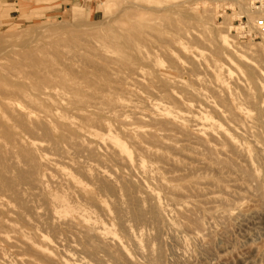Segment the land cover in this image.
Here are the masks:
<instances>
[{"label": "rangeland", "instance_id": "rangeland-1", "mask_svg": "<svg viewBox=\"0 0 264 264\" xmlns=\"http://www.w3.org/2000/svg\"><path fill=\"white\" fill-rule=\"evenodd\" d=\"M257 18L264 22V9L257 12L248 2L240 0H0V65H3L0 66V252L3 253H0V264H41V258L47 260L43 259L42 264H149L145 256L148 249L162 257V264H264V29L255 34L249 28ZM224 39L226 43H223ZM7 51L10 53H5ZM17 53L22 58H18ZM19 65L24 67L25 72L21 68L27 77L23 73L20 75ZM98 65L104 68L98 69ZM115 70L121 72V76ZM29 71L35 73L34 76L28 74ZM116 79L124 81L117 83ZM8 80L10 83L6 82ZM59 82L61 85L57 84ZM161 85L167 87L166 91ZM69 86L72 95L76 94V88L80 95L72 96L68 92ZM143 91H146V97ZM91 94L94 99L98 95V100L92 99L93 96L90 98ZM136 95L140 97L136 99L138 102L142 98L143 105L130 101L135 100ZM95 103L97 106L94 107ZM134 103L138 104L135 106ZM177 106L182 110L177 111ZM20 110L31 114L30 118H25ZM56 121L59 124H55ZM166 123L168 133L164 127ZM103 128L105 130H101ZM199 139L206 142L200 143ZM198 142L200 144H196ZM153 144L155 146L151 147ZM158 144L159 148L156 147ZM111 148L121 155H116ZM242 170H245V176ZM251 171L255 177H250ZM28 173L34 179L32 182L22 178ZM89 176L95 177L94 185ZM34 185L42 187L36 196H32ZM121 193L125 198H129L130 193L136 195L144 202L140 201L144 208L141 207L148 213L155 204L153 209L158 210L159 217L161 215L160 233L149 216V220L143 221L144 225L131 217L128 199ZM114 209H117L116 213ZM14 210L19 215L14 216L11 212ZM37 213H42L43 219L38 218ZM146 221H151L150 228ZM119 223L123 225L119 227ZM193 225L198 226H195L197 229ZM145 239L149 241L146 245ZM135 241L144 250V255L139 253ZM22 249L30 250L34 258ZM162 251L165 254L162 255ZM36 253L40 254V259Z\"/></svg>", "mask_w": 264, "mask_h": 264}, {"label": "bare ground", "instance_id": "bare-ground-1", "mask_svg": "<svg viewBox=\"0 0 264 264\" xmlns=\"http://www.w3.org/2000/svg\"><path fill=\"white\" fill-rule=\"evenodd\" d=\"M134 8H135V7H134ZM141 9H142V8H141ZM143 9H144V8H143ZM104 22H105V21H104ZM153 23H154V22H153ZM167 23H168V22H167ZM53 26H54V25H53ZM66 26H67V25H66ZM147 26H148V25H147ZM151 26H153V25H151ZM170 26H171V25H170ZM72 27H73V26H72ZM155 27H156V26H155ZM160 27H161V26H160ZM176 27H177V26H176ZM79 28H80V27H79ZM172 31H173V30H172ZM132 34H134V33H132ZM175 34H176V33H175ZM134 35H135V34H134ZM138 36H139V35H136V37H138ZM126 37H128V36H126ZM139 37H140V36H139ZM214 37H216V36H214ZM128 38H129V37H128ZM143 38H144V37H143ZM143 38H141V39H143ZM155 38H156V36H155ZM35 39H36V38H35ZM39 39H40V38H39ZM82 39H83V38H82ZM141 39H140V40H141ZM216 39H217V38H216ZM216 39H215V40H216ZM226 39H227V38H226ZM226 39L223 40V43H226V42H227ZM129 40H131V39H129ZM129 40H128V41H129ZM136 40H137V39H136ZM217 40H218V39H217ZM84 41H85V39H84ZM138 41H139V40H137V42H138ZM142 41H143V43H144V39H143ZM146 41H147V40H146ZM87 42H88V40H87ZM129 42H130V41H129ZM140 42H141V41H140ZM218 42H219V41H218ZM90 43H91V41H90ZM141 43H142V42H141ZM219 43H220V42H219ZM51 44H52V43H51ZM127 44H128V42H127ZM90 45H91V44H90ZM220 45H221V44H220ZM224 45H225V44H224ZM132 46H133V45H132ZM16 47H18V46L16 45ZM93 47H94V46H93ZM96 48H97V47H96ZM15 49H16V48H15ZM17 49H18V48H17ZM17 49H16V50H17ZM7 50H8V49H7ZM9 50H10V49H9ZM23 50H24V49H23ZM258 51H259V50H258ZM8 52H9V51H7V52H5V53H8ZM25 52H26V50H25ZM28 52L30 53L31 51H28ZM161 52H162V51H161ZM9 53H10V52H9ZM135 53H136V52H135ZM2 54H4V53H2ZM20 54H21V53H20ZM25 54L27 55V52H26ZM31 54H32V53H31ZM142 54H144V53L142 52ZM0 55H1V52H0ZM16 55H17L18 58H20V57L22 58V55H18V53H17ZM139 55H140V54H139ZM144 55H145V54H144ZM99 56H100V55H99ZM140 57H141V56H140ZM168 57H169V56H168ZM32 58H33V57H32ZM32 58H30V59H32ZM79 58H80V57L78 56V59H79ZM84 58H85V57H84ZM74 59H75V58H74ZM76 59H77V58H76ZM78 59H77V61H79ZM86 59H88V58H86ZM86 59H85V60H86ZM141 59H142V58H141ZM27 60L29 61V59H27ZM32 60H33V59H32ZM42 60H43V59H42ZM72 60H73V58H72ZM106 60H107V59H106ZM110 60H111V59H110ZM145 60H147L146 57H145ZM30 61H31V60H30ZM30 61H29V62H30ZM35 61H36V60H35ZM45 61H46V60H45ZM83 61H84V60H83ZM89 61H90V60H89ZM91 61H93V60H91ZM115 61H116V60H115ZM142 61H143V59H142ZM150 61H151V60H150ZM171 61H174V60H171ZM7 62H8V61H7ZM29 62H28V63H29ZM31 62H32V61H31ZM33 62H34V61H33ZM33 62H32V63H33ZM46 62H47V61H46ZM38 63H39V62H38ZM48 63H49V62H48ZM50 63H52V62H50ZM121 63H122V62H121ZM152 63H153V62H152ZM154 63H155V62H154ZM174 63H175V61H174ZM17 64H19V63H17ZM39 64H40V63H39ZM63 64H64V63H63ZM90 64H92V63L90 62ZM112 64H113V63H112ZM138 64H139V63H138ZM148 64H150V67H151V62H150V63L148 62ZM155 64H156V63H155ZM10 65H11V63H10ZM15 65H16V63H15ZM29 65H30V64H29ZM139 65H140V64H139ZM0 66H3V65H0ZM17 66H18V65H16V67H17ZM38 66H39V65H38ZM64 66H65V65H64ZM96 66H97V65H96ZM120 66H121V65H120ZM120 66H119V67H120ZM152 66H153V64H152ZM177 66H179V65L177 64ZM4 67H6V66H4ZM10 67H11V66H10ZM19 67H20V65H19ZM21 67H22L23 70H24V67H23L22 65H21ZM21 67H20V68H21ZM99 67H101V66L98 65V69H99ZM150 67H149V68H150ZM155 67H156V65H155ZM22 68L19 69V70L22 71ZM55 68H56V66H55ZM102 68H104V67H101V69H102ZM151 68H152V67H151ZM179 68H180V67H179ZM6 69H7V67H6ZM56 69H57V68H56ZM121 69H122V68H121ZM124 69L127 70L126 68H124ZM154 69H155V68H154ZM4 70H5V68H4ZM14 70H15V69H14ZM59 70L61 71V69H59ZM130 70H131V69H129L128 71H130ZM6 71H9V70L7 69ZM21 71L19 72L20 75H21V73H23V71H22V72H21ZM30 71H31V70H30ZM30 71H29V73H28V72H27V73L30 74V75L33 74V76H34L35 73H32V72H30ZM60 71H59V72H60ZM107 71H108V70H107ZM112 71H113V70H112ZM115 71H117V70H115ZM123 71H124V70H123ZM153 71H154V70H153ZM158 71H159V68H158ZM10 72H11V71H10ZM10 72H9V73H10ZM24 72H25V70H24ZM99 72H101V70H100ZM117 72H118V71H117ZM117 72H116V73H117ZM126 72H127V71H126ZM131 72H133V70H132ZM248 72H249V71H248ZM53 73H54V72H53ZM120 73H121V72H120ZM120 73L118 72L117 74L120 75ZM14 74H16V73H14ZM17 74H18V73H17ZM37 74H38V73H36V75H37ZM39 74H40V73H39ZM121 74H122V73H121ZM129 74L131 75L132 73H129ZM133 74L135 75L134 72H133ZM158 74H159V73H158ZM163 74H164V73H163ZM1 75H2V74H0V76H1ZM11 75L13 76L12 73H11ZM18 75H19V74H18ZM20 75H19V76H20ZM24 75L27 77V75L23 73V76H24ZM138 75H139V74H138ZM150 75H151V74H150ZM251 75H252V73H251ZM14 76H15V75H14ZM16 76H17V75H16ZM16 76H15V77H16ZM19 76H17V77H19ZM25 76H24V77H25ZM56 76H57V75H56ZM120 76H121V75H120ZM123 76H124V74H123ZM136 76H137V73H136ZM140 76H141V74H140ZM165 76H166V75H165ZM252 76H253V75H252ZM24 77H23V78H24ZM41 77H42V76H41ZM126 77H127V76H126ZM154 77H155V76H154ZM1 78L3 79L4 76L1 77ZM21 78H22V77H21ZM37 78H40V76L38 75ZM130 78H131V77H130ZM130 78H129V79H130ZM159 78H160V76H159ZM123 79L126 80L125 76H124ZM123 79H121V81H124ZM137 79H139L138 76H137ZM140 79H143V78L141 77ZM177 79H178V78H177ZM6 80H7V79H6ZM26 80H27V79H26ZM46 80H47V79H46ZM179 80H180V79H179ZM4 81H5V80H4ZM59 81H60V80H59ZM64 81H65V80H64ZM88 81H89V80H88ZM116 81H117V79H116ZM118 81H119V80H118ZM118 81H117V83L121 82V81H119V82H118ZM131 81H132V79H131ZM143 81H144V80H143ZM147 81H149L148 78H147ZM152 81H153V80H152ZM182 81H183V80H182ZM6 82H9V83H10L9 80L6 81ZM38 82H39V81H38ZM72 82H73V81H72ZM114 82H115V81H114ZM137 82H138V81H137ZM172 82H173V81H172ZM9 83H8V84H9ZM12 83H13V82H12ZM31 83H32V82H31ZM35 83H36L35 85L38 84L36 81H35ZM93 83H94V82H93ZM96 83H97V82H96ZM129 83H130V82H129ZM140 83H141V82H140ZM140 83H139V84H140ZM148 83H149V82H148ZM153 83H154V82H153ZM156 83H158V82H156ZM176 83H177V82H176ZM15 84H17V83H15ZM57 84L61 85L60 82L57 83ZM65 84H67V83H65ZM75 84H77V83H75ZM97 84H99V83H97ZM134 84H135V82H134ZM143 84H144V83H143ZM151 84H152V83H151ZM10 85H12V84H10ZM13 85H14V84H13ZM63 85H64V84H63ZM63 85H62V86H63ZM68 85H69V84H68ZM79 85H80V84H79ZM99 85H100V84H99ZM152 85H153V84H152ZM157 85H160V83L157 84ZM157 85H156V86H157ZM163 85H164V84H163ZM20 86H21V84H20ZM37 86H39V85H37ZM76 86H77V85H76ZM100 86H102V85H100ZM139 86H140V85H139ZM145 86H146V85H145ZM153 86L155 87V85H153ZM161 86H162V85H161ZM164 86H165V85H164ZM181 86H182V85H181ZM23 87H24V86H23ZM39 87H40V86H39ZM71 87H72V86H71ZM90 87H91V86H90ZM105 87H106V86H105ZM135 87H136V86H135ZM158 87H159V86H158ZM177 87H178V86H177ZM52 88H53V87H52ZM56 88H57V87H56ZM66 88H67V87H66ZM68 88H69V90H68V92H69V91L71 90V89H70V86H69ZM72 88H73V87H72ZM117 88H118V87H117ZM162 88H163V91H164L165 88H167V87H163V86H162ZM171 88H172V87H171ZM23 89H24V88H23ZM62 89H63V88H62ZM74 89H75V88H74ZM93 89H94V88H93ZM95 89H96V88H95ZM107 89H109V88H107ZM114 89H115V88H114ZM118 89H119V88H118ZM118 89H116V90H118ZM148 89H149V88H148ZM159 89H161V87H160ZM48 90H49V89H48ZM51 90H52V89H51ZM53 90H54V89H53ZM55 90H56V89H55ZM63 90H64V89H63ZM63 90H61V91H63ZM97 90H98V89H97ZM109 90H110V89H109ZM137 90H138V89H137ZM154 90H155V88H154ZM174 90H175V89H174ZM65 91H66V89H65ZM72 91H73V89H72ZM78 91H79V90H78ZM107 91H108V90H107ZM110 91H111V90H110ZM110 91H108V92H110ZM112 91H113V90H112ZM118 91H120V90H118ZM126 91H127V90H126ZM139 91H140V90H139ZM155 91L157 92V89H156ZM161 91H162V90H161ZM165 91H166V90H165ZM169 91H170V90H169ZM180 91H181V90H180ZM180 91H179V92H180ZM194 91H195V90H193L192 93H193ZM214 91H215V90H214ZM63 92H64V91H63ZM74 92H76V94L73 93V95H78V93H77V88H76V91L74 90ZM84 92H85V91H84ZM84 92H81V91H80V93H84ZM114 92H115V91H114ZM147 92H148V91H147ZM149 92H151V91H149ZM158 92H159V90H158ZM158 92H157V93H158ZM167 92H168V91H167ZM190 92H191V91H190ZM222 92H223V90H222ZM257 92H258V91H257ZM260 92H261V91H260ZM104 93H105V92H104ZM124 93H125V92H124ZM143 93H144V95H145V97H146V94H145L146 91H145V92L143 91L142 94H143ZM165 93H166V92H165ZM182 93H183V92H182ZM185 93L188 94L187 91H186ZM214 93H215V92H214ZM224 93H225V92H223V94H224ZM261 93H262V92H261ZM58 94H59V93H58ZM70 94H71V91H70ZM88 94H90V93H88ZM105 94H106V95H109L108 93H105ZM125 94H126V93H125ZM127 94H129V96L131 95L130 93H127ZM153 94H155V93L153 92ZM201 94H202V93H201ZM21 95H22V94H21ZM42 95H46V94H42ZM42 95H41V96H42ZM71 95H72V94H71ZM73 95H72V96H73ZM79 95H80V94H79ZM79 95H78V96H79ZM85 95H86V94H85ZM162 95H163V94H162ZM179 95H180V94H179ZM182 95H183V94H182ZM182 95H181V96H182ZM189 95H190V94H189ZM189 95H188V96H189ZM257 95H258V94H257ZM5 96H6V95H5ZM41 96H39V97H41ZM78 96H77V97H78ZM86 96H87V95H86ZM88 96H89V95H88ZM88 96H87V97H88ZM91 96H93V95L91 94V95H90V98H92ZM110 96L113 97L112 93H111ZM171 96H172V95H171ZM190 96H192V95H190ZM199 96H200V95H199ZM211 96H212V95H211ZM213 96H214V95H213ZM220 96H221V95H220ZM220 96H219V97H220ZM226 96H228V95H226ZM245 96H246V93H245ZM245 96H244V98H247V97H248V95H247V97H245ZM7 97H8V95H7ZM36 97H37V96H36ZM77 97H76V98H77ZM100 97H101V96H100ZM172 97H173V96H172ZM192 97H193V96H192ZM263 97H264V96H263ZM81 98H82V97H81ZM116 98L118 99V97H116ZM134 98H135V97H134ZM134 98H133V99H134ZM137 98H138V97H137V95H136L135 100H131V99H130V101H131V102H132V101H137V102H138V100H136ZM139 98H140V97H139ZM139 98H138V99H139ZM149 98H150V97H149ZM153 98H154V97H153ZM153 98H152V100H154ZM157 98H158V97H157ZM157 98H156V99H157ZM164 98H166V97H164ZM182 98H183V97H182ZM195 98H196V97H195ZM227 98H228V97H227ZM258 98H259V97H258ZM258 98H257V99H258ZM85 99H86V98H85ZM85 99H84V101H86ZM87 99H88V98H87ZM92 99H94V96H93ZM95 99L98 100V95H97V98H95ZM95 99H94V100H95ZM99 99H100V98H99ZM101 99H102V98H101ZM103 99H104V98H103ZM119 99H120V98H119ZM159 99H160V98H159ZM168 99H169V98H168ZM185 99H186V98H185ZM196 99H197V98H196ZM228 99H229V98H228ZM260 99H261V98H260ZM21 100H22V99H21ZM43 100H44V99H43ZM57 100H58V99H57ZM82 100H83V99H82ZM89 100H90V102H91V99H89ZM89 100H87V101H89ZM97 100H96V101H97ZM120 100H122V99H120ZM123 100H125V98H124ZM126 100H127V99H126ZM126 100H125V102H126ZM140 100H142V98H141ZM140 100H139L138 103L141 102ZM160 100H161V99H160ZM163 100H165V99H162V101H163ZM177 100H178V99H177ZM197 100H198V99H197ZM205 100H206V99H205ZM210 100H212V99H210ZM210 100H209V101H210ZM214 100H215V98H214ZM218 100H220V98H218ZM221 100H222V99H221ZM221 100H220L219 102H222ZM246 100L248 101V98H247ZM250 100H251V99H250ZM100 101H102V100H100ZM106 101H107V100H106ZM143 101H145V100H143ZM157 101H159V100H157ZM165 101H167V100H165ZM189 101H190V100H189ZM199 101H200V100H199ZM216 101H217V100H216ZM223 101H224V100H223ZM237 101H238V100H237ZM260 101H261V103H262V99H261ZM90 102H89V103H90ZM114 102H116V101H114ZM159 102H160V101H159ZM168 102H169V101H168ZM170 102H171V101H170ZM172 102H173V101H172ZM185 102H186V101H185ZM191 102L193 103V101H191ZM206 102H207V101H206ZM258 102H259V101H258ZM85 103H87V102H85ZM89 103H88V104H89ZM93 103H94V102H93ZM103 103H104V102H103ZM138 103H134V105H135V104H138ZM142 103H143V102H141V104H142ZM164 103H165V102H164ZM177 103H178V102H177ZM189 103H190V102H189ZM195 103H198V102H195ZM202 103H205V102L202 101ZM248 103H249V102H248ZM248 103L246 104L247 106H249ZM259 103H260V102H259ZM261 103H260V105H261ZM90 104H91V103H90ZM99 104H100V103H99ZM99 104H98V105H99ZM101 104H102V102H101ZM104 104H105V103H104ZM104 104H103V105H104ZM107 104H108V103H107ZM168 104H169V103H168ZM178 104H179V103H178ZM218 104H219V103H218ZM224 104H225V103H224ZM224 104H223V108H224ZM227 104H228V103H227ZM95 105H96V103L94 104V107H95ZM139 105H140V104H139ZM142 105H143V104H142ZM203 105H204V104H203ZM207 105H208V104H207ZM228 105L231 106L230 104H228ZM251 105H252V104H251ZM260 105H259V106H260ZM3 106H4V105H3ZM3 106H2V107H3ZM47 106H48V105H47ZM51 106H52V105H51ZM91 106L93 107L92 104H91ZM96 106H97V105H96ZM99 106H100V105H99ZM99 106H98V108H99ZM101 106H102V105H101ZM104 106H105V105H104ZM107 106H108V105H107ZM109 106H110V104H109ZM119 106H120V105H119ZM119 106H118V107H119ZM135 106H136V105H135ZM137 106H138V105H137ZM196 106H197V105H196ZM205 106H206V105H205ZM220 106H221V105H220ZM220 106H219V107H220ZM259 106H258V109H259ZM105 107H106V106H105ZM118 107H117V108H118ZM143 107H144V106H143ZM143 107H142V108H143ZM170 107H171V106H170ZM197 107H199V105H198ZM252 107H253V105H252ZM260 107H261V106H260ZM85 108H86V107H85ZM96 108H97V107H96ZM98 108H97V109H98ZM110 108H111V107H110ZM112 108H114V103H113V102H112ZM117 108H116V109H117ZM123 108H124V107H123ZM129 108H130V107H129ZM142 108H141V109H142ZM199 108H200V107H199ZM207 108H208V107H207ZM223 108H221V109H223ZM229 108H231V107H229ZM94 109H95V108H94ZM100 109L102 110V108H100ZM100 109H99V110H100ZM105 109H106V108H105ZM114 109H115V108H114ZM124 109H125V108H124ZM137 109H139V108H137ZM146 109H147V108H146ZM174 109H175V108H174ZM177 109L179 110V109H181V108H179V107L177 106L176 110H177ZM200 109H201V108H200ZM224 109H225V108H224ZM258 109H257V110H258ZM107 110H108V109H107ZM134 110H135V109H134ZM149 110H150V109H149ZM178 110H177V111H178ZM181 110H182V109H181ZM184 110H185V109H184ZM186 110H187V109H186ZM198 110H199V109H198ZM230 110H231L232 112H235L233 109H230ZM104 111H105V110H104ZM111 111H112V110H111ZM153 111H154V110H153ZM179 111H180V110H179ZM20 112L22 113V115H23L25 118H30V116H31V114L24 113V112L21 111V110H20ZM257 112H258V111H257ZM261 112H262V111H261ZM7 113H9V111H8ZM30 113H31V112H30ZM107 113H108V111H107ZM107 113H106V114H107ZM124 113H125V112H124ZM124 113H123V114H124ZM193 113H194V112H193ZM193 113H192V114H193ZM202 113H205V112H202ZM9 114H10V113H9ZM187 114H188V113H187ZM189 114H190V113H189ZM194 114H197V113L195 112ZM194 114H193V115H194ZM228 114H229V113H228ZM118 115H119V113H118ZM124 115H125V114H124ZM235 115H236V113H235ZM263 115H264V114H263ZM263 115H262V116H263ZM138 116H139V115H138ZM194 116H195V115H194ZM231 116H232V115H231ZM233 116H234V115H233ZM257 116H259V115H257ZM16 117H17V116H16ZM132 117H133V116H132ZM140 117H141V115H140ZM219 117H220V116H219ZM238 117H239V116H238ZM19 118H20V117H19ZM72 118H73V117H72ZM79 118H80V117H79ZM142 118H143V117H142ZM230 118H231V117H230ZM232 118H233V117H232ZM232 118H231V121H232V122H236V121H235L236 119L233 121ZM68 119H69V117H68ZM73 119H74V118H73ZM111 119H112V118H111ZM134 119H135V117H134ZM138 119H140V118H138ZM215 119H216V117H215ZM240 119H241V118H240ZM20 120H21V119H20ZM79 120H80V119H79ZM82 120H83V118H82ZM182 120H183V118H182ZM189 120H190V119H189ZM217 120H218V119H217ZM237 120H238V118H237ZM86 121H87V119H86ZM86 121H84V122H86ZM88 121H89V120H88ZM98 121H99V120H98ZM139 121H140V120H139ZM142 121H144V120H142ZM157 121H158V120H157ZM160 121H162V120H160ZM240 121H242V119H241ZM261 121H262V119H261ZM56 122H57V121H56ZM92 122H94V121H92ZM154 122H156V121H154ZM165 122H166V121H165ZM189 122H192V121H189ZM243 122H244V121H243ZM54 123H55V122H54ZM118 123H119V122H118ZM138 123H139V122H138ZM168 123H169V122H168ZM185 123H186V122H185ZM192 123H193V122H192ZM192 123H191V124H192ZM257 123H258V122H257ZM55 124H59V123L57 122V123H55ZM92 124H95V123H92ZM121 124H122V123H121ZM133 124H134V123H133ZM147 124H148V123H147ZM150 124L153 125L154 123H150ZM170 124H171V123H170ZM187 124H188V123H187ZM193 124H194V123H193ZM195 124H196V123H195ZM195 124H194V125H195ZM224 124H225V122H224ZM239 124H240V123H239ZM63 125H64V124H63ZM100 125H101V123H100ZM118 125H119V124H118ZM135 125H136V124H135ZM139 125H140V124H139ZM141 125H143V122H142ZM155 125H158L157 122H156ZM160 125H161V124H160ZM162 125H163V124H162ZM162 125H161V126H162ZM171 125H172V127H173V124H171ZM196 125L199 126V125H201V124H196ZM243 125H244V124H243ZM245 125H246V124H245ZM58 126H59V125H58ZM84 126H85V125H84ZM96 126H97V125H96ZM166 126H168L167 123H166V125L164 124V127H166ZM174 126H175V125H174ZM192 126H193V125H192ZM201 126H202V125H201ZM201 126H200V127H201ZM205 126H206V125H205ZM205 126H204V127H205ZM226 126L228 127V125H226ZM236 126H238V125H236ZM256 126H257V125H256ZM88 127H89V126H88ZM93 127H94V126H93ZM98 127H99V126H98ZM101 127H102V126H100V128H101ZM162 127H163V126H162ZM168 127H169V126H168ZM177 127L179 128V126H177ZM195 127H196V126H195ZM210 127H211V126H210ZM216 127H217V126H216ZM239 127H241V126H239ZM246 127H247V126H246ZM246 127H245V129H246ZM61 128H62V127H61ZM61 128H60V129H61ZM94 128H95V127H94ZM175 128H176V126L174 127V130H176ZM191 128H192V127H191ZM91 129H92V126H91ZM180 129H181V128H180ZM230 129H231V128H230ZM240 129H241V128H240ZM253 129H254V128H253ZM62 130H63V129H62ZM95 130H96V129H95ZM101 130H105V129L103 128V129H101ZM118 130H119V129H118ZM166 130H167V133H168L169 128L166 127ZM166 130H164V132H165ZM171 130H172V129H170V131H171ZM182 130H183V129H182ZM241 130H242V132H243V129H241ZM255 130H257V129H255ZM180 131H181V130H180ZM183 131H184V130H183ZM202 131H203V130H202ZM232 131H233V130H232ZM239 131H240V130H239ZM249 131H250V130H249ZM76 132H77V131H76ZM106 132H107V131H106ZM119 132H120V131H119ZM205 132H206V131H205ZM221 132H222V131H221ZM221 132H220V133H221ZM233 132H234V131H233ZM257 132H258V131H257ZM77 133H78V132H77ZM104 133H105V132H104ZM178 133H179V132H178ZM262 133H263V132H262ZM2 134H3V133H2ZM78 134H79V133H78ZM140 134H141V133H140ZM140 134H139V137L142 138V135L140 136ZM180 134L182 135V133H180ZM205 134H206V133H205ZM247 134H248V133H247ZM256 134H258V133H256ZM40 135H41V134H40ZM70 135H72V133H70ZM150 135H151V134H150ZM152 135H153V133H152ZM190 135H191V134H190ZM207 135H208V136H211V135H209V134H207ZM220 135H221V134H220ZM235 135H236V134H235ZM239 135H242V134H239ZM42 136L44 137V135H41V137H42ZM143 136H144V135H143ZM154 136H155V135H154ZM221 136H222L223 138L225 137L224 135H221ZM259 136H260V137H263L262 134H261V135L259 134ZM83 137H84V135H83ZM129 137H130V136H129ZM149 137H150V136H149ZM168 137H169L168 139L170 140V136H168ZM182 137H183V135H182ZM184 137H185V136H184ZM184 137H183V138H184ZM186 137H187V136H186ZM194 137H196V136H194ZM194 137H193V139L195 140ZM212 137H213V135H212ZM222 137H221V138H222ZM240 137H241V136H240ZM251 137H252V135H251ZM68 138H69V137H68ZM68 138H67V139H68ZM86 138H87V137H86ZM165 138H167V136H165ZM171 138H172V137H171ZM199 138H200V137H199ZM223 138H222V139H223ZM237 138H238V137H237ZM256 138H257V137H256ZM263 138H264V137H263ZM110 139H111V138H110ZM110 139H109V140H110ZM156 139H157V137H156ZM184 139H185V138H184ZM189 139H190V138H189ZM193 139H192V140H193ZM196 139H197V141H198V138H196ZM258 139H259V137H258ZM261 139H262V138H260V140H261ZM143 140H145V138H143ZM185 140H188V138L185 139ZM190 140H191V139H190ZM192 140H191V141H192ZM199 140H200V139H199ZM201 140H202V139H201ZM201 140H200V141H201ZM216 140H218V139H216ZM223 140L226 141L225 139H223ZM93 141H94V139H93ZM93 141H92V142H93ZM104 141H105V140H104ZM107 141H108V140H107ZM130 141H132V140H130ZM148 141H150V140H147L146 142H148ZM183 141H184V140H183ZM200 141H199V142H200ZM212 141H214V140H211V142H212ZM48 142H49V141H48ZM95 142H96V141H95ZM95 142H94V143H95ZM115 142H116V141H115ZM132 142H133V141H132ZM155 142H156V141H155ZM184 142H186V141H184ZM188 142H189V141H188ZM199 142L196 143V144L203 143L202 141H201L200 143H199ZM205 142H206V141H205ZM205 142H204V143H205ZM214 142H215V141H214ZM226 142H228V141H226ZM260 142H261V144L264 143V141H263V143H262V141H260ZM68 143H69V142H68ZM81 143H82V142H81ZM96 143H97V142H96ZM104 143H105V142H104ZM157 143H158V142H157ZM189 143H190V142H189ZM204 143H203V144H204ZM250 143H251V142H250ZM18 144H19V143H18ZM72 144H74V143H72ZM75 144H76V143H75ZM107 144H108V143H107ZM107 144H106V145H107ZM151 144H152V143H151ZM159 144H160V141H159ZM159 144H158V145H159ZM161 144H164V143L161 142ZM190 144H192V142H191ZM194 144H195V143H194ZM194 144H193V145H194ZM196 144H195V145H196ZM19 145H20V144H19ZM104 145H105V144H104ZM108 145H109V144H108ZM108 145H107L106 147H108ZM134 145H136V144H134ZM134 145H133V146H134ZM148 145H149V143H148ZM206 145H207V144H206ZM206 145H205V146H206ZM228 145H229V143H227V146H228ZM230 145H231V144H230ZM232 145H233V144H232ZM232 145H231V146H232ZM52 146H53V145H52ZM94 146H95V145H94ZM137 146H139V145H137ZM152 146H155V145L153 144V145H151V147H152ZM166 146H167V145H166ZM200 146H202V145H200ZM205 146H204V147H205ZM231 146H230V147H231ZM253 146H254V145H253ZM258 146H259V145H258ZM263 146H264V145H263ZM37 147H38V146H37ZM102 147H103V146H102ZM139 147H140V146H139ZM139 147H138V148H139ZM156 147L159 148L160 145H159V146H156ZM156 147H155V148H156ZM162 147H163V146H162ZM167 147H168V146H167ZM180 147H181V146H180ZM204 147H203V148H204ZM18 148H19V147H18ZM96 148H97V146H96ZM108 148H110V147H108ZM170 148H171V147H170ZM186 148H187V147H186ZM255 148H256V147H255ZM44 149H45V148H44ZM72 149H73V148H72ZM111 149H112V148H111ZM111 149H109V150H111ZM123 149H124V148H123ZM139 149L141 150V148H139ZM184 149H185V148H184ZM262 149H263V148H262ZM39 150H42V148H41V149L39 148ZM112 150L114 151V149H112ZM137 150H138V149H137ZM185 150H186V149H185ZM209 150H211V149L209 148ZM234 150H235V148H234ZM237 150H238V149H237ZM257 150H258V149H257ZM259 150H260V149H259ZM51 151H52V150H51ZM65 151H66V150H65ZM92 151H93V150H92ZM113 151H112V152H113ZM126 151H127V150H126ZM205 151H207V149H206ZM241 151H242V150H241ZM262 151H263V150H262ZM262 151H261V152H262ZM53 152H54V151H53ZM87 152H88V151H87ZM98 152H99V151H98ZM104 152H105V149H104ZM112 152H111V153H112ZM114 152L116 153L117 151H114ZM143 152H144V150H143ZM214 152H215V151H214ZM235 152L237 153V151H235ZM101 153H102V152H101ZM101 153H99V154L101 155ZM115 153H114V155H115ZM209 153H212V152L210 151ZM219 153H221V152L219 151ZM53 154H54V153H53ZM75 154H76V153H75ZM90 154H92V153H90ZM212 154H213V153H212ZM238 154H239V153H238ZM258 154H259V153H258ZM260 154L262 155V153H260ZM56 155H57V154H56ZM64 155H65V154H64ZM77 155H78V154H77ZM103 155H104V153H103ZM116 155H118V154L116 153ZM119 155H121V153H119ZM119 155H118V156H119ZM131 155H132V154H131ZM242 155H243V154H242ZM11 156H12V155H11ZM68 156H69V155H68ZM87 156H88V155H87ZM104 156H106V155H104ZM108 156H109V155H108ZM122 156H123V155H122ZM152 156H155V155H152ZM152 156H151V157H152ZM245 156H246V155H245ZM106 157H107V156H106ZM109 157H110V156H109ZM112 157H113V156H112ZM115 157H116V156H115ZM161 157H162V156H161ZM45 158H46V157H45ZM55 158H57V157L55 156ZM113 158H114V157H113ZM113 158L111 159L112 161H113ZM124 158H125V157H124ZM124 158H123V159H124ZM166 158H167V157H166ZM47 159H48V158H47ZM58 159H60V158H58ZM74 159H75V158H74ZM108 159H109V158H107V160H108ZM117 159L119 160V162H121V161H120V159H121L120 157H118ZM117 159H116V160H117ZM161 159H162V158H161ZM167 159H168V158H167ZM86 160H87V158H86ZM86 160H85V161H86ZM116 160H115V162H116ZM125 160H126V159H125ZM165 160H166V159H165ZM85 161H84V162H85ZM95 161H96V160H95ZM108 161H109V160H108ZM195 161H196V160H195ZM54 162H55V163H59L58 160H55ZM84 162H83V163H84ZM113 162H114V161H113ZM126 162H128V161L126 160ZM126 162H125V164L127 165ZM135 162H136V161H135ZM166 162H167V160H166ZM48 163H49V162H48ZM72 163H73V162H72ZM89 163H90V162H89ZM22 164H23V163H22ZM42 164H43V163H42ZM52 164H53V163H52ZM105 164H107V163H105ZM105 164H104V165H105ZM122 164H123V162H122ZM129 164H130V163H129ZM172 164H173V163H172ZM13 165H15V164H13ZM72 165H73V164H72ZM117 165H118V164H117ZM117 165H116V166H117ZM168 165H170L169 162H168ZM227 165H228V164H227ZM229 165H230V164H229ZM107 166H109V165H107ZM113 166H114V165H113ZM129 166H131V165H129ZM129 166H127L128 169H129ZM171 166L174 167V165H171ZM13 167H14V166H13ZM43 167H44V164H43ZM47 167H48V166H46V168H47ZM65 167H66V165H65ZM90 167H91V166H90ZM124 167H125V169H126V166H124ZM176 167H177V165H176ZM247 167H248V166H247ZM15 168H16V167H15ZM75 168H76V167H75ZM78 168H79V166H78ZM108 168H110V166H109ZM248 168H249V167H248ZM250 168H251V167H250ZM16 169H17V168H16ZM44 169H45V168H44ZM67 169H68V168H67ZM76 169H77V168H76ZM111 169H112V168H111ZM161 169H162V168H161ZM163 169H164V168H163ZM45 170H46V169H45ZM112 170H113V169H112ZM112 170H111V171H112ZM137 170H138V169H137ZM17 171H19V169H18ZM20 171H22V170H20ZM26 171H30V170H26ZM47 171H48V170H47ZM51 171H52L53 173H55L53 170H51ZM121 171H122V170H121ZM129 171H130V170H129ZM242 171H243V170H242ZM244 171H245V170H244ZM244 171H243L242 173H243V175L245 176ZM22 172H23V171H22ZM48 172H49V171H48ZM48 172H47V173H48ZM62 172L65 173L64 170H62ZM70 172H72V171H70ZM114 172H115V171H113V173H114ZM19 173H20V172H19ZM23 173H24V172H23ZM30 173H31V172H30ZM30 173H28L29 175H24L23 177H22V176H21V177L24 178V179H26L28 182H32L34 179L29 177V176H30ZM32 173H33V172H32ZM77 173H78V172H77ZM85 173H86V172H85ZM133 173H134V172H133ZM133 173H132V174H133ZM138 173H139V172H138ZM24 174H25V173H24ZM34 174H35V173H34ZM80 174H81V173H80ZM114 174H116V173H114ZM117 174H118V173H117ZM117 174H116V175H117ZM20 175H21V174H20ZM55 175H56V173H55ZM111 175H112V174H111ZM134 175H135V174H134ZM153 175H155V174H153ZM248 175H249V174H248ZM251 175H252V177L254 176V175L252 174V171H251L250 177H251ZM31 176H32V175H31ZM46 176H47V175H46ZM57 176H58V175H57ZM59 176H60V175H59ZM92 176H93V175H92ZM92 176H91V177H92ZM135 176H136V175H135ZM135 176H134V177H135ZM246 176H247V172H246ZM60 177H61V176H60ZM60 177H59V178H60ZM91 177L89 176V178H91ZM142 177H143V176H142ZM248 177H249V176H248ZM250 177H249V178H250ZM254 177H255V176H254ZM48 178H49V176H48ZM81 178H82V177H81ZM119 178H121L120 175H119ZM143 178H144V177H143ZM149 178H150V177H149ZM155 178H156V175H155ZM2 179H3V178H2ZM32 179H33V180H32ZM42 179H43V178H42ZM92 179H93V177H92ZM100 179H101V178H100ZM144 179H145V178H144ZM157 179H158V178H157ZM157 179H156V180H157ZM160 179H161V177H160ZM255 179H256V178H255ZM4 180H5V179H3V181H4ZM20 180H22V179H20ZM49 180H50V179H49ZM82 180H83V179H82ZM96 180H97V179H96ZM118 180H119V179H118ZM130 180H132V179H130ZM146 180H147V179H146ZM250 180H252V179H250ZM91 181H92V180H91ZM94 181H95V177H94V179H93V181H92V182H93V183H92L93 185H94ZM127 181H128V180H127ZM255 181H256V180H255ZM28 182H27V183H28ZM52 182H53V181H52ZM117 182H118V181H117ZM140 182H141V181H140ZM158 182L161 183V182L159 181V179H158ZM0 183H1V182H0ZM4 183H6V182H4ZM45 183H46V182H45ZM88 183H90V182H88ZM121 183H122V182H121ZM124 183H125V182H124ZM126 183H127V182H126ZM128 183H129V182H128ZM128 183H127V184H128ZM132 183H133V182H132ZM95 184H97V183L95 182ZM102 184H103V183H102ZM102 184H101V185H102ZM130 184H131V183H130ZM130 184H129V185H130ZM139 184H140V183H139ZM153 184H154V183H153ZM156 184H157V183H156ZM5 185H6V184H5ZM12 185H13V184H12ZM28 185H29V184H28ZM47 185H48V184H47ZM89 185H90V184H89ZM93 185H92V187L95 188V186H93ZM97 185H98V184H97ZM119 185H120V184H119ZM135 185H136V184H135ZM135 185H134V186H135ZM146 185H147V184H146ZM159 185H160V184H159ZM56 186H57V185H56ZM56 186H55V187H56ZM103 186H104V185H103ZM112 186H113V185H112ZM132 186H133V185H132ZM134 186H133V188H134ZM136 186H137V185H136ZM50 187H51V185H50ZM58 187H60V184L58 185ZM63 187H64V186H63ZM129 187H130V186H129ZM147 187H148V185H147ZM60 188H61V187H60ZM102 188H104V187H102ZM110 188H112V187H111V184H110ZM110 188H106V190L108 189V191H109V190H111ZM118 188H119V187H118ZM120 188L122 189V187H120ZM120 188H119V189H120ZM124 188H125V186H124ZM127 188H128V187H127ZM139 188H140V187H139ZM159 188H161V187H159ZM22 189H23V188H22ZM30 189L32 190V188H30ZM41 189H42L41 186H39V185H34V186H33L32 196H36V193H37V192H40ZM53 189H54V186H53ZM62 189H63V188H62ZM137 189H138V188H137ZM149 189H150V187H149ZM165 189H167V188H165ZM4 190H5V189H4ZM57 190H59V188H57ZM115 190H116V189H115ZM115 190H114V191H115ZM122 190H123V189H122ZM124 190H126V189H124ZM128 190H129V189H128ZM128 190H127V191H128ZM140 190H141V189H140ZM156 190H157V189H156ZM11 191H13V190H11ZM21 191H22V190H21ZM51 191H52V189H51ZM53 191H54V190H53ZM66 191H67V190H66ZM103 191H104V190H103ZM112 191H113V190H112ZM112 191H111V192H112ZM129 191H130V190H129ZM142 191H143V190H142ZM142 191H141V194H142ZM154 191H155V190H154ZM164 191H165V190H164ZM6 192H7V191H6ZM59 192H60V194L64 193V192H62V191H58V193H59ZM101 192H102V191H101ZM111 192H110V193H111ZM122 192H123V191H122ZM143 192H144V191H143ZM166 192H167V190L165 191V193H166ZM170 192H171V190H170ZM4 193H5V192H4ZM4 193H3V194H4ZM20 193H21V192H20ZM106 193H107V192H106ZM108 193H109V192H108ZM115 193H116V192H115ZM133 193L136 194V192H133ZM146 193H147V192H146ZM0 194H1V193H0ZM8 194H9V191H8ZM103 194H104V193H103ZM113 194H114V193H113ZM121 194L123 195V193H121ZM141 194H140V195H141ZM143 194H144L143 196H145V192H144ZM148 194H149V193H148ZM15 195H16V194H15ZM23 195H25V194H23ZM23 195H22V196H23ZM30 195H31V194H30ZM30 195H28V197H29ZM52 195H53V194H52ZM62 195H64V197H65L66 194H62ZM100 195H101V194H100ZM125 195H126V193H125ZM138 195H139V194H138ZM154 195H155V194H153V196H154ZM169 195H172V194H169ZM16 196H17V195H16ZM32 196H31V197H32ZM39 196H40V195H39ZM66 196H67V195H66ZM79 196H80V195H79ZM101 196H102V195H101ZM110 196H111V194H110ZM112 196H113V195H112ZM112 196H111V199H112ZM116 196H117V194H116ZM123 196H124V195H123ZM133 196H134V194H133ZM133 196H132V194L130 193L129 198H127L128 196L126 197V198L128 199V202H127V200H126V202L128 203V204H127V205H128V208H129L130 211L132 212V216H131V217H133L134 220H135L137 223H139V222H142V223H143V221L145 222V220H146L147 217L149 216L148 218H150V220L152 221V224L154 225V227H156V228L161 227V226L159 225V223H161V222L159 221V220H161V219H159V218L161 217V215H160V217H159V216H158V213H157L158 210L156 211V210L153 209V207H154L155 204L152 205V207H151L152 209L149 208V209H151V211L148 213L147 211L143 210L144 207H143V205L140 204V203L142 202V200L139 199V198H138V199H139V200H138L137 197H136V195H135L134 197H133ZM153 196H152V197H153ZM26 197H27V195H26ZM117 197H118V196H117ZM120 197H121V196H120ZM135 197H136V198H135ZM145 197H146V196H145ZM154 197H155V196H154ZM113 198H114V197H113ZM123 198H125V196H124ZM126 198H125V199H126ZM140 198H141V197H140ZM11 199H12V198L10 197V201L13 200V199H12V200H11ZM18 199H19V198H18ZM35 199H36V198H35ZM146 199H148V196L146 197ZM146 199H144V200L146 201ZM153 199H154V198H153ZM41 200H42V199H41ZM70 200H71V199H70ZM83 200H84V199H83ZM100 200H101V199H100ZM103 200H104V198H103ZM115 200H117V198H115ZM115 200H114V201H115ZM119 200H120V199H119ZM154 200H155V199H154ZM170 200H171V199H170ZM42 201H43V200H42ZM73 201H74V200H73ZM87 201H88V200H87ZM104 201H105V200H104ZM109 201H110V200H109ZM117 201H118V200H117ZM140 201H141V202H140ZM149 201H150V200H149ZM155 201H156V200H155ZM32 202H33V201H32ZM34 202H37V200L34 201ZM89 202H90V201H89ZM95 202H96V201H95ZM146 202H148V201H146ZM171 202H172V201H171ZM74 203H76V201H75ZM115 203H117V202H115ZM118 203H119V201H118ZM142 203H144V202H142ZM172 203H173V202H172ZM15 204H16V203H15ZM17 204H18V203H17ZM26 204H27V203H26ZM78 204H79V203H78ZM86 204H87V203H86ZM93 204H94V202H93ZM109 204H111V203H109ZM94 205H96V204H94ZM115 205H116V204H115ZM117 205H118V204H117ZM146 205H148V204L146 203ZM167 205H169V204H167ZM18 206H19V205H18ZM24 206H25V205H24ZM24 206H23V207H24ZM27 206H28V205H27ZM96 206H98V204H97ZM119 206H121V205H119ZM141 206H142L143 208H142ZM157 206H158V205H157ZM171 206H172V204H171ZM171 206H170V207H171ZM25 207H26V206H25ZM36 207H37V206H36ZM38 207H39V206H38ZM52 207H53V206H52ZM56 207H57V206H56ZM67 207H70V206L67 205ZM93 207H94V206H93ZM145 207H146V206H145ZM17 208H18V207H17ZM20 208H21V207H20ZM30 208H31V207H30ZM82 208H83V207H82ZM117 208H118V207H117ZM147 208H148V207H147ZM31 209H32V208H31ZM35 209H36V208H35ZM97 209H98V208H97ZM110 209H111V208H110ZM157 209H158V208H157ZM169 209H170V208H169ZM28 210H29V209H28ZM100 210H101V209L99 208V211H100ZM111 210H112V209H111ZM119 210H120V209H119ZM119 210H118V211H119ZM121 210H122V209H121ZM127 210H128V209H127ZM161 210H162V209H161ZM185 210H187V209H185ZM9 211H10V210H9ZM19 211H20V210H19ZM59 211H60V210H59ZM99 211H98V212H99ZM113 211H115V209H114ZM116 211H117V209H116ZM116 211H115L114 213H116ZM125 211H126V209H125ZM11 212H12V214H15L14 216L19 215L18 212L15 211V210H14V211H11ZM100 212H102V215H103V216H101V217H103V219H104L105 217H104L103 211H100ZM100 212H99V213H100ZM122 212H124V211H122ZM131 212H130V213H131ZM162 212H163V211H162ZM190 212H191V211H190ZM30 213H31V212H30ZM32 213H33V211H32ZM127 213H128V212H127ZM179 213H180V211H179ZM187 213H189V212L187 211ZM34 214H35V213H34ZM108 214H109V213H108ZM170 214H172V213H170ZM258 214H259V212H258ZM100 215H101V213H100ZM130 215H131V214H130ZM179 215H181V214H179ZM36 216H37L38 218H42L44 215H43L42 213H37ZM85 216H86V215H85ZM17 217H18V216H17ZM19 217H20V216H19ZM32 217H33V216H32ZM49 217H50V216H49ZM75 217H76V216H75ZM115 217H116V216H115ZM116 218H117V217H116ZM116 218H115V219H116ZM118 218H119V217H118ZM118 218H117V219H118ZM172 218H174V217H172ZM27 219H29V218H27ZM42 219H43V218H42ZM45 219H46V218H45ZM49 219H50V218H49ZM55 219H56V218H55ZM82 219H84V218H82ZM82 219L80 218V220H82ZM86 219H87V218H86ZM95 219H96V218H95ZM106 219H107V217H106ZM126 219H127V218H126ZM169 219H170V218H169ZM13 220H16V219H13ZM17 220H18V219H17ZM17 220H16V222H17ZM89 220H90V219H89ZM92 220H93V219H92ZM104 220H105V219H104ZM104 220H103V221H104ZM119 220H120V219H119ZM122 220H123V219H122ZM122 220H121V222H122ZM131 220H132V218H131ZM147 220H149V219H147ZM19 221H21V220H19ZM46 221H47V220H46ZM54 221H55V220H54ZM61 221H62V220H61ZM128 221H129V220H128ZM132 221H133V220H132ZM151 221H146V222H149V225H150V224H151V223H150ZM91 222H92V221H91ZM94 222H95V221H94ZM98 222H99V221H98ZM106 222H107V221H106ZM106 222H105V223H106ZM174 222H175V221H174ZM22 223H23V222H22ZM26 223H27V221H26ZM69 223H71V222L69 221ZM117 223H118V222H117ZM122 223H123V222H122ZM127 223H128V222H127ZM167 223H168V222H167ZM6 224H8V223H6ZM11 224H12V223H11ZM62 224H63V223H62ZM81 224H82V221H81ZM91 224H92V223H91ZM93 224L96 225V224H98V223H93ZM93 224H92V225H93ZM102 224H103V223H102ZM106 224H107V223H106ZM123 224H124V223H123ZM123 224H122V225H123ZM139 224H140V223H139ZM144 224H145V223H143V225H144ZM181 224H182V223H181ZM1 225H2V224H1ZM12 225H13V224H12ZM27 225H28V224H27ZM38 225H39V224H38ZM41 225H42V224H41ZM67 225H68V224H67ZM69 225H70V224H69ZM108 225H109V223H108ZM120 225H121V223H119V227H120ZM122 225H121V226H122ZM125 225H126V223H125ZM143 225H142V226H143ZM146 225H147V224H146ZM2 226H3V225H2ZM29 226H30V225H29ZM49 226H53V225L50 224ZM109 226H110V225H109ZM109 226H108V227H109ZM193 226L195 227L196 225H193ZM8 227H9V226H8ZM8 227H7V228H8ZM22 227H23V226H22ZM26 227H27V226H26ZM43 227H44V226H43ZM71 227H74V226H71ZM77 227H78V226H77ZM89 227H91V226L89 225ZM100 227H101V226H100ZM150 227H151V225L149 226V228H150ZM154 227H153V228H154ZM168 227H169V226H168ZM187 227H188V226H187ZM196 227H198V226H196ZM196 227H195V228H196ZM16 228H17V227H16ZM23 228H25V227H23ZM30 228L33 229V227H30ZM30 228H28V229H30ZM74 228H75V227H74ZM121 228H122V227H121ZM123 228H124V226H123ZM140 228H141V227H140ZM189 228H190V227H189ZM199 228H200V227H199ZM0 229H1V228H0ZM53 229H54V228H53ZM75 229H76V228H75ZM92 229H94V227H93ZM100 229H101V228H100ZM125 229H127V231L129 232V228H128L127 226H125ZM125 229H124V231H125ZM160 229H161V228H160ZM196 229H197V228H196ZM9 230H10V229H9ZM34 230H35V229H34ZM34 230H32V231L34 232ZM36 230H37V229H36ZM50 230H51V229H50ZM81 230H82V229H81ZM85 230H86V229H85ZM90 230H91V229H90ZM90 230H87V231H90ZM94 230H95V229H94ZM94 230H93V233H94ZM142 230H143V229H142ZM149 230H151V229H149ZM167 230H168V229H167ZM184 230H185V229H184ZM53 231H54V230H53ZM59 231H60V230H59ZM69 231H70V230H69ZM91 231H92V230H91ZM97 231H99V230H96V232H97ZM121 231H123V230H121ZM135 231H136V230H135ZM156 231H157V230H156ZM156 231H155V232H156ZM159 231H160V230H159V228H158V232H157V233H160ZM176 231H177V230H176ZM20 232H21V231H20ZM36 232H38V230H37ZM36 232H35V233H36ZM42 232H43V231H42ZM62 232H63V230L61 231L60 234H62ZM81 232H82V231H81ZM110 232H111V230H110ZM177 232H178V231H177ZM53 233H54V232H53ZM68 233H69V232H68ZM71 233H73V232H71ZM83 233H85V232H83ZM93 233H91V234H93ZM123 233L125 234V232H123ZM129 233H130V232H129ZM187 233H188V232H187ZM193 233H195V232H193ZM1 234H3V233H1ZM55 234H56V232H55ZM74 234H75V233H74ZM85 234H86V233H85ZM89 234H90V233H89ZM116 234H117V233H116ZM145 234H146V233H145ZM56 235H58V232H57ZM75 235H76V234H75ZM75 235H74V236H75ZM157 235H158V234H157ZM160 235H161V234H160ZM160 235H159V236H160ZM192 235H193V234H192ZM22 236H23V235H22ZM22 236H21V237H22ZM30 236H31V235H30ZM39 236H40V235H39ZM59 236H60V235H59ZM61 236H62V235H61ZM70 236H71V234H70ZM99 236H100V235H99ZM126 236H127V232H126ZM155 236H156V235H155ZM164 236H165V234H164ZM21 237H20V238H21ZM31 237H32V236H31ZM43 237H44V235H43ZM128 237H129V236H128ZM128 237H127V238H128ZM145 237H147V236L145 235ZM151 237H152V238H155V237H153V236H151ZM156 237H157V236H156ZM58 238H60V237H58ZM62 238H63V237H62ZM67 238H68V237H67ZM127 238H126V239H127ZM130 238H131V237H130ZM138 238H139V237H138ZM152 238H151V239H152ZM161 238H162V236H161ZM23 239H24V238H23ZM45 239H46V237H45ZM45 239H44V240H45ZM77 239H78V238H77ZM100 239H101V238H100ZM132 239H133V237H132ZM146 239H147V238H146ZM146 239H145V240H146ZM159 239H160V238H159ZM14 240H15V239H14ZM16 240H17V239H16ZM52 240H53V239H52ZM62 240H63V239H62ZM75 240H76V238H75ZM133 240H134V239H133ZM145 240H143V241H144V244L146 245V242H147L148 240H146V241H145ZM149 240H150V239H149ZM33 241H34V240H33ZM36 241H37V240H36ZM36 241H35V242H36ZM47 241H48V240H47ZM79 241H80V240H79ZM94 241H95V240H94ZM151 241H152V240H150V243H151ZM153 241H154V240H153ZM155 241H156V240H155ZM155 241H154V243H156ZM158 241H159V240H158ZM18 242H19V241H18ZM37 242H38V241H37ZM37 242H36V244H37ZM39 242H40V240H39ZM58 242H60V240H58ZM71 242H72V241H71ZM102 242H103V241H102ZM116 242H117V241H116ZM148 242H149V241H148ZM2 243H3V242H2ZM45 243H46V241H45ZM63 243H65V242H63ZM73 243H74V242H73ZM73 243H72V244H73ZM77 243H78V242H77ZM133 243H134V242H133ZM152 243H153V242H152ZM3 244H4V243H3ZM20 244H21V242H20ZM53 244H55V242H54ZM53 244H52V245H53ZM61 244H62V241H61ZM78 244H79V243H78ZM81 244H82V242H81ZM92 244L95 246L94 243H92ZM158 244H160V243L157 242V245H158ZM5 245H6V244H5ZM13 245L15 246V244H12V246H13ZM85 245H87V244H85ZM130 245H131V243H130ZM132 245H133V244H132ZM134 245L138 248L139 253L142 254V255H144V254H143V251H144V250H143L142 247L139 245V243L135 241ZM150 245H151V244H150ZM152 245H153V244H152ZM152 245H151V246H152ZM16 246H17V245H16ZM16 246H15V247H16ZM44 246H46V245H44ZM54 246H55V245H54ZM82 246H83V245H82ZM89 246H90V245H89ZM118 246H119V245H118ZM147 246H148V245H147ZM15 247H14V250H16ZM61 247H62V246H61ZM65 247H66V246H65ZM83 247H84V246H83ZM83 247H80V246H79V248H82L81 250L84 249ZM91 247H92V246H91ZM148 247H150V246H148ZM156 247H157V246H156ZM19 248H21V247L19 246ZM39 248H40V247H39ZM49 248H50V247H49ZM62 248H63V247H62ZM70 248H71V246H70ZM119 248H120V247H119ZM159 248H160V247H159ZM159 248H158V249H159ZM10 249H11V248H10ZM99 249H100V248H99ZM120 249H121V248H120ZM147 249H148V248H147ZM151 249H152V248H151ZM22 250H24V249H22ZM22 250H21V251H22ZM75 250H76V249H75ZM87 250H88V249H87ZM87 250H86V251H87ZM90 250H91V249H90ZM96 250H97V249H96ZM102 250H103V249H102ZM148 250H149V251H147V252H149V253H147V255H145V256H147V259H148V261L150 262L149 264H162V262H161V258H162V257H160L159 255H158V256H155L154 253L150 252V249H148ZM159 250H160V249H159ZM159 250H158V251H159ZM17 251H18V250H17ZM19 251H20V250H19ZM19 251H18V252H19ZM24 251H25L26 254H27L30 250H29L28 252H27L26 250H24ZM24 251H23V252H24ZM68 251H69V250H68ZM77 251H78V249L76 250V252H77ZM83 251H84V250H83ZM110 251H111V250H110ZM160 251H161V250H160ZM18 252H16V253L18 254ZM96 252H97V251H96ZM99 252H100V251H99ZM156 252H157V251H156ZM162 252H163L162 255L165 254L164 251H162ZM0 253L3 254L2 252H0ZM69 253H70V252H69ZM83 253H85V252H83ZM92 253H94V252H92ZM101 253H102V252H101ZM20 254H21V253H20ZM22 254H23V253H22ZM26 254H25V255H26ZM28 254H32V252H29ZM81 254H82V251H81ZM87 254H88V253H87ZM97 254H98V252H97ZM112 254H113V252H112ZM156 254H157V253H156ZM159 254H160V253H159ZM33 255H34V254H32V257H33ZM36 255H37V253H36ZM39 255H40V254L37 255V256H38L37 259L39 258ZM82 255H84V254H82ZM91 255H92V254H91ZM93 255H94V254H93ZM98 255H99V254H98ZM1 256L3 257V255H1ZM16 256H17V255H16ZM27 256H29V255H27ZM85 256H86V255H85ZM87 256H89V255H87ZM87 256H86V257H87ZM102 256H105V254L102 255ZM106 256H107V255H106ZM115 256H116V254H115ZM115 256H114V258H115ZM164 256H165V255H164ZM8 257H9V256H8ZM19 257H20V256H19ZM29 257H30V256H29ZM32 257H30V258H32ZM35 257H36V256H35ZM45 257H46V256H45ZM91 257H92V256H91ZM98 257H99V256H98ZM123 257L125 258V256H123ZM123 257H122V259H123ZM126 257H127V256H126ZM137 257H138V256H137ZM33 258H34V257H33ZM40 258H41V257H40ZM40 258H39V259H40ZM59 258H60V257H59ZM59 258H58V259H59ZM95 258H97V257H95ZM106 258H107V257H106ZM37 259H36V260H37ZM41 259L43 260L44 258H41ZM87 259H88V258H87ZM91 259H94V258L92 257ZM91 259H90V260H91ZM100 259H103V258L100 257ZM129 259H130V258H129ZM3 260H4V259H2V261H3ZM42 260H41V261H42ZM44 260H46V259H44ZM90 260H89V261H90ZM98 260H99V259H98ZM98 260H97V261H98ZM109 260H111V259L109 258ZM123 260H124V259H123ZM126 260H127V258H126ZM126 260H125V261H126ZM135 260H136V259H135ZM15 261H16V260H15ZM37 261L39 262V260H37ZM41 261H40V263L42 264ZM46 261H47V260H46ZM54 261H55V260H54ZM92 261H93V260H92ZM97 261H96V262H97ZM120 261H121V260H120ZM129 261L131 262V260H129ZM3 262H4V261H3ZM5 262H7V261H5ZM10 262L12 263V261H10ZM13 262H14V260H13ZM43 262H44V261H43ZM48 262H49V261H48ZM50 262H51V261H50ZM55 262H56V261H55ZM66 262H67V261H66ZM72 262H73V261H72ZM94 262H95V260H94ZM98 262H99V261H98ZM15 263H17V261H16ZM20 263H21V262H20ZM26 263H27V262H26ZM26 263L24 262V264H26ZM45 263H46V262H45ZM45 263H43V264H45ZM109 263H110V261H109ZM111 263H112V262H111ZM7 264H8V263H7ZM29 264H31V263H29ZM47 264H48V263H47ZM55 264H57V262H56ZM58 264H59V263H58ZM67 264H69V263L67 262ZM79 264H81V263H79ZM96 264H97V263H96ZM114 264H118V263L115 262ZM121 264H123V262H122ZM126 264H128V262H127ZM147 264H148V263H147Z\"/></svg>", "mask_w": 264, "mask_h": 264}, {"label": "built area", "instance_id": "built-area-1", "mask_svg": "<svg viewBox=\"0 0 264 264\" xmlns=\"http://www.w3.org/2000/svg\"><path fill=\"white\" fill-rule=\"evenodd\" d=\"M248 4L252 7L253 10L260 12L261 9H264V0H240ZM243 18V15L240 16V19ZM251 28V33L257 34L259 31L264 29V22L262 19H255V21L249 27ZM254 34V35H255Z\"/></svg>", "mask_w": 264, "mask_h": 264}]
</instances>
